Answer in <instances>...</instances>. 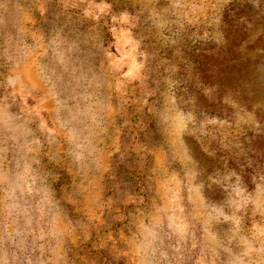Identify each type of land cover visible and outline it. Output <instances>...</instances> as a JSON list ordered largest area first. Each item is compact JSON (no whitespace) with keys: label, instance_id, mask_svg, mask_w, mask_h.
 Returning a JSON list of instances; mask_svg holds the SVG:
<instances>
[{"label":"rangeland","instance_id":"rangeland-1","mask_svg":"<svg viewBox=\"0 0 264 264\" xmlns=\"http://www.w3.org/2000/svg\"><path fill=\"white\" fill-rule=\"evenodd\" d=\"M0 264H264V0H0Z\"/></svg>","mask_w":264,"mask_h":264}]
</instances>
